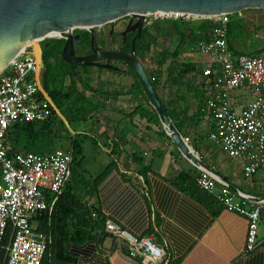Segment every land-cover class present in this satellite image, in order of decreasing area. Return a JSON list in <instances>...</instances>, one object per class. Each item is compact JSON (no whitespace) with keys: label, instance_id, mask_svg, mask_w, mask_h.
I'll return each mask as SVG.
<instances>
[{"label":"crops","instance_id":"obj_1","mask_svg":"<svg viewBox=\"0 0 264 264\" xmlns=\"http://www.w3.org/2000/svg\"><path fill=\"white\" fill-rule=\"evenodd\" d=\"M194 45H186L188 54L178 59V64L184 66L176 65L171 71L169 64L164 65L156 91L173 115L174 123L181 125L183 136L191 138L196 152L201 151L202 142L218 148L228 160L237 164L240 175L229 172V166L219 168L210 162L214 156L209 154L208 165L216 167L243 192L264 198L261 172L264 166L253 182L246 181L240 165L208 139L210 128L202 110L208 96L203 72L211 60L207 55L192 51ZM236 48L246 52L237 44ZM194 54L202 55V61L194 58ZM156 70L149 71L153 78L157 76ZM81 76L88 88L80 86L79 91L96 110L87 120L75 121L77 130L87 133L85 135L108 156L104 169L114 159V144H122L114 169L97 189L93 185L84 201L99 207L107 217L134 234L151 235L165 246L174 264H264V244L251 254L243 253L247 233L244 216L224 207L214 215L172 184L171 180L182 171L188 172L196 166L179 151L167 132L166 135L162 133L161 127L133 114L140 105L149 108L152 101L128 67L115 70L93 66L85 74L81 72ZM198 142L200 146L196 147L194 144ZM145 167L149 168L144 175L148 191L138 179L139 175L143 176ZM259 237H264V207ZM70 251L78 259L77 264H139L112 235L101 243L72 244Z\"/></svg>","mask_w":264,"mask_h":264},{"label":"built area","instance_id":"obj_2","mask_svg":"<svg viewBox=\"0 0 264 264\" xmlns=\"http://www.w3.org/2000/svg\"><path fill=\"white\" fill-rule=\"evenodd\" d=\"M191 17L197 16H185ZM197 18L211 20L214 25L191 48L211 60L203 72L208 96L202 110L210 128L208 139L240 165L246 181L253 182L264 166V53L230 47V24L244 18L242 12ZM78 29L88 31L81 27L74 31ZM32 50V46L24 48L0 73V249L9 234L6 264H42L52 237L37 227V220L45 212L52 213L71 180L74 163L71 150L57 149L45 154L16 151L7 142L8 131L15 125L43 123L53 115L52 105L43 98L36 81L37 63ZM242 90H247L253 100L247 101V93ZM185 140L191 145L190 137ZM197 168L201 171L196 179L198 187L212 194L226 210L246 218L243 253L255 252L264 244V237H259L264 198L240 189L235 192L215 173ZM138 179L148 191L144 176L139 175ZM105 231L122 242L139 264H168L165 246L151 235L134 234L109 217Z\"/></svg>","mask_w":264,"mask_h":264},{"label":"trees","instance_id":"obj_3","mask_svg":"<svg viewBox=\"0 0 264 264\" xmlns=\"http://www.w3.org/2000/svg\"><path fill=\"white\" fill-rule=\"evenodd\" d=\"M214 25L211 20L205 19L197 23H193L182 18H176L174 20H163L159 22H152L151 25L144 26V30L140 39L136 42V53L139 58L149 55L153 51L154 46H161L158 58V67L156 70V78L149 73L152 83L157 89L160 81V75L164 65L168 64V69L174 68L178 64V59L188 44H196L203 38H205L209 32L213 29ZM79 31H75L77 34ZM247 33V26L245 18L235 19L229 27L228 41L230 47L236 48V41L243 39ZM134 34L129 35V39ZM162 43V44H161ZM175 45L171 48V45ZM44 61L45 68L42 72V82L53 98L54 102L66 117L69 123L77 120H87L90 113L96 110L95 106H91L85 96L79 91V87L88 88V85L84 78L81 76V72L85 74L87 70L93 66L78 67V74H75L72 66L63 60L61 54L65 45L64 39L46 40L44 42ZM131 44L129 45V49ZM259 50L256 54L261 53ZM62 63L60 74L63 76L64 82L62 84L56 83L54 79L53 62ZM184 66V65H183ZM185 67H189V64H185ZM136 77V80L141 85L138 75L131 69H129ZM143 89V87H142ZM145 92V90H143ZM147 95V94H146ZM148 96V95H147ZM82 105V107H81ZM82 108V109H81ZM168 110V113L173 119V115ZM52 117L43 123L32 124H17L12 127L7 134V142L16 151H29V146L32 142L39 138L50 136L53 133L54 124L61 118L57 115L52 107ZM134 115H140L143 118H147L151 124H155L161 129L162 133L166 135L160 118L156 109L151 104L150 107L143 105L138 106ZM63 122V121H62ZM177 128L182 133L181 125L175 122ZM80 134H87L81 132ZM183 134V133H182ZM88 135V134H87ZM170 138V137H169ZM71 150L74 155V163L78 161L79 156L83 155V148L80 142L75 137L70 138ZM122 144H114L112 153L113 161L94 179V189H97L99 183L114 169L116 165V159L121 155ZM204 162H206L205 154L197 150ZM32 152V151H29ZM142 161V159L140 160ZM149 168L145 167L143 176L146 175ZM200 170L195 167L188 172L182 171L174 179L172 184L175 185L182 192L190 195L198 202L202 203L207 209L217 215L222 209L223 205L212 195L206 191L201 190L196 183V179L200 174ZM220 174L228 180L225 174ZM145 178V176H144ZM229 181V180H228ZM216 209V207H218ZM95 214V216H94ZM107 216L102 212L99 207L90 205L84 201V197L78 195L77 191L71 184V180L65 187L63 193L59 196L57 202L53 207V211L43 213L38 218L37 227L52 237L47 253L43 259L42 264H77L78 259L70 251V246L83 245L88 242L101 243L108 234L105 231V223ZM157 243L161 244L158 240L154 239ZM10 235L8 234L4 239V246L0 249V264L7 263V251L6 247L9 244ZM163 245V244H162ZM168 264H174L168 255Z\"/></svg>","mask_w":264,"mask_h":264},{"label":"water","instance_id":"obj_4","mask_svg":"<svg viewBox=\"0 0 264 264\" xmlns=\"http://www.w3.org/2000/svg\"><path fill=\"white\" fill-rule=\"evenodd\" d=\"M264 9V0H0V73L27 46H32L31 53L37 63L36 81L41 95L52 105L57 115L70 129V123L62 114L53 98L49 95L42 82L45 68L44 45L42 41L54 32L57 37L65 40L62 58L72 66L75 74L78 67L97 66L104 69L119 70L121 63L133 70L149 96L160 121L172 138L179 151L195 166L209 170L227 181L218 171L204 162L196 150L187 143L185 137L172 120L167 108L157 93L143 61L137 56L136 42L140 39L148 15L178 14L185 16L210 17L224 13H239L244 10ZM131 16V21L124 32L137 30L129 52L104 49L98 45L96 27ZM137 20L135 24L133 22ZM82 26L91 34L90 48L92 52L81 55V46L86 40L74 29ZM72 136L76 135L74 130ZM235 192L238 188L227 181ZM258 200V197L255 198Z\"/></svg>","mask_w":264,"mask_h":264},{"label":"rangeland","instance_id":"obj_5","mask_svg":"<svg viewBox=\"0 0 264 264\" xmlns=\"http://www.w3.org/2000/svg\"><path fill=\"white\" fill-rule=\"evenodd\" d=\"M242 15L245 17L247 33L243 39H239L236 41V44L240 49L252 54H256L259 50L258 48H263L261 53H264V9L262 10H244ZM181 18V17H180ZM131 16L123 17L116 21L117 26H122L125 24ZM176 17H160L159 15L153 14L147 16V22L144 26L151 25L152 22H159L163 20H174ZM184 20L197 23L203 18L191 17L190 19L185 18ZM135 21H137L135 19ZM112 26V23H108L104 26L105 29H108ZM78 31V30H76ZM97 31V30H96ZM78 34L84 35L87 38H90V33L86 31H79ZM55 41V39H46ZM44 40L42 44L46 41ZM162 44V43H161ZM161 46H154L153 51L147 55V57H141L140 59L146 64V67L149 71L152 68H157L158 66V58L159 52L161 50ZM174 44L171 45V48H174ZM258 53V54H261ZM188 52L184 48L180 57L183 59L184 55H187ZM194 58L198 60L203 59V56L200 54H194ZM169 64V62H168ZM53 76L58 84H62L64 82L63 76L60 74V69L62 68V63L53 62ZM144 90V89H143ZM247 93V90H245ZM247 101L253 100V96L247 93L245 98ZM62 120V119H61ZM63 121V120H62ZM58 120L53 126V133L50 136H43L35 139L32 144L29 146V151L35 153H50L57 149L69 150L71 149L70 138L72 136V130L77 132L74 136L75 139L81 143L83 148V155L79 156L78 161L73 163L72 165V177L71 184L77 191L78 195L84 197L85 194L93 187L94 178L104 169L105 162L104 160L108 158V156L103 153V151L99 148V145L91 139L89 136L85 134H80L77 130V125L75 122L70 123V129L66 126L64 122ZM196 147L200 146L199 142L194 144ZM192 146V145H191ZM195 149V147H193ZM200 149L203 154H205L206 160L210 161L208 158L209 155L214 156V160L210 161L216 164L219 168H224L229 166V172L234 173L235 175H240V170L237 164L233 161H230L226 158L225 154L222 153L218 148L213 147L212 145L202 142ZM196 150V149H195ZM262 175L264 176V168L262 169ZM260 173V172H259ZM258 193V192H257ZM264 196V194H262Z\"/></svg>","mask_w":264,"mask_h":264},{"label":"flooded vegetation","instance_id":"obj_6","mask_svg":"<svg viewBox=\"0 0 264 264\" xmlns=\"http://www.w3.org/2000/svg\"><path fill=\"white\" fill-rule=\"evenodd\" d=\"M131 19H129L125 24H123L122 26H117L114 22L112 23V26L108 29H105L104 25L102 26H98L95 28V30H97V34H98V45L104 49H113V50H119V51H124V52H129V45L131 44L132 46V40L133 38L136 36L137 34V30L135 31H130L127 33V35L125 36L124 32L126 31V29L128 28L129 24H130ZM136 21L133 22V24H135ZM108 24V23H107ZM144 30V28H143ZM76 31V30H75ZM74 31V33H75ZM78 31H86V30H80L78 29ZM88 33V31H86ZM133 33L134 35L132 36L131 39H129V35ZM78 34V33H77ZM91 35V34H90ZM83 39H85L86 45L81 46V55H87L90 54L92 52L91 48H90V38H87L84 35H81ZM114 65H118L119 67L124 66L121 63H114Z\"/></svg>","mask_w":264,"mask_h":264},{"label":"bare ground","instance_id":"obj_7","mask_svg":"<svg viewBox=\"0 0 264 264\" xmlns=\"http://www.w3.org/2000/svg\"><path fill=\"white\" fill-rule=\"evenodd\" d=\"M187 16V15H186ZM91 26H82L81 28H90ZM59 34L54 32L53 34H51V37H57Z\"/></svg>","mask_w":264,"mask_h":264}]
</instances>
